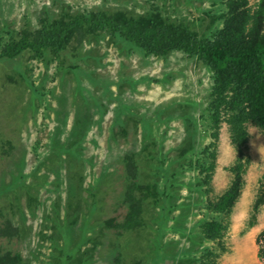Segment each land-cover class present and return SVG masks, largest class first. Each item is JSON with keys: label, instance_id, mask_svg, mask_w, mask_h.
Instances as JSON below:
<instances>
[{"label": "rangeland", "instance_id": "1", "mask_svg": "<svg viewBox=\"0 0 264 264\" xmlns=\"http://www.w3.org/2000/svg\"><path fill=\"white\" fill-rule=\"evenodd\" d=\"M210 4L0 0V52L65 9H158L175 25L209 36L213 26L203 9ZM75 60L77 68H70ZM211 90L212 71L196 56L182 49L154 56L110 30L84 39L76 57L52 51L0 57V228L7 221L17 228L0 236L2 252L19 254V264H172L192 243L199 255L215 250L201 223L211 217L208 203L228 188L237 152L222 120L215 172L210 185L202 184ZM246 126L250 162L219 264H264L257 256L264 205L254 209L264 175V134L254 123ZM130 181L141 198L142 224L133 231L106 227L109 218L126 221Z\"/></svg>", "mask_w": 264, "mask_h": 264}, {"label": "trees", "instance_id": "2", "mask_svg": "<svg viewBox=\"0 0 264 264\" xmlns=\"http://www.w3.org/2000/svg\"><path fill=\"white\" fill-rule=\"evenodd\" d=\"M210 5L203 9L213 26L209 36H200L196 30L183 24L175 25L158 9L142 14L128 9H102L85 13H71L65 9L52 22L43 19L40 28L25 29L22 37L12 38L11 43L0 52V57H14L25 52L42 56L48 51L57 57L66 53L76 57L84 39L110 30L148 54L159 57L182 49L211 69L212 90L208 105L211 140L204 147L199 166L203 175L202 184L210 185L215 172L222 120L230 128V139L237 159L228 168L232 174L228 188L215 201L208 203L211 217L201 223L204 238L215 243L217 248H206L199 255V250L192 243L183 256L178 253L174 257L172 264H219L218 258L226 252L223 239L230 231V219L244 188V175L250 162L246 153L249 138L246 124L254 123L264 134V0L255 9L250 6V0H211ZM77 66L75 60L69 67L75 69ZM124 128L125 124H120V132H125ZM131 160L132 155H127V166ZM131 185L134 182L130 181L127 185L125 200L131 203L126 221L116 223L115 218H109L105 220L106 227L121 226L124 230L133 231L142 224L139 219L141 198L136 197ZM99 192L102 194L103 190L99 189ZM101 199H92V202L96 204ZM262 205L264 175L254 209L258 210ZM251 224L254 225V222ZM16 231L17 228L7 221L0 228V236L9 237ZM257 243L258 257L264 259V230L258 234ZM160 253H164V247ZM19 261V254L13 255L0 249V264H19Z\"/></svg>", "mask_w": 264, "mask_h": 264}, {"label": "crops", "instance_id": "3", "mask_svg": "<svg viewBox=\"0 0 264 264\" xmlns=\"http://www.w3.org/2000/svg\"><path fill=\"white\" fill-rule=\"evenodd\" d=\"M257 256H258V254H257ZM233 258V255H231V257H230V259H232ZM251 263H253V264H256V261H251Z\"/></svg>", "mask_w": 264, "mask_h": 264}]
</instances>
